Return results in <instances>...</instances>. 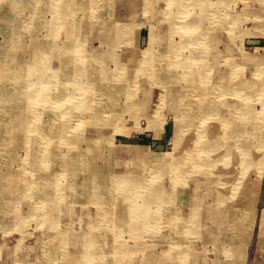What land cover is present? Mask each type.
I'll use <instances>...</instances> for the list:
<instances>
[{"label": "rangeland", "instance_id": "rangeland-1", "mask_svg": "<svg viewBox=\"0 0 264 264\" xmlns=\"http://www.w3.org/2000/svg\"><path fill=\"white\" fill-rule=\"evenodd\" d=\"M147 1L0 0V87L6 84L13 92L1 105L8 112L0 115V123H6V132L0 129V264H264V101L259 95L248 98L237 118L252 131L245 136L251 151L242 154L261 158L258 168L243 174L248 196L230 195L227 182V197L220 198L217 175L230 169L221 161L193 165L194 158L211 154L216 131L221 137L227 132L221 131L222 118L235 106L242 108L240 98L219 87L233 84L252 92L251 83L259 82L264 0ZM190 15L200 30L195 44L187 43L184 31ZM34 62L62 78L59 106L54 87L48 91L57 99L53 102L29 106L28 97L19 96L29 89L39 92L40 71L29 70ZM158 73L163 77L157 79ZM81 74L85 79L79 82ZM108 84L107 95H101ZM79 86L85 88L81 96ZM208 88L223 103H216L218 115L204 117L193 95ZM182 92L189 96L185 102ZM34 122L52 136L33 135ZM47 153L60 154L63 161L50 162ZM51 170L61 173L48 182L45 174ZM232 170L241 172L239 166ZM123 178L141 180L136 189L149 198L146 227L132 213L143 200L123 196Z\"/></svg>", "mask_w": 264, "mask_h": 264}, {"label": "bare ground", "instance_id": "bare-ground-1", "mask_svg": "<svg viewBox=\"0 0 264 264\" xmlns=\"http://www.w3.org/2000/svg\"><path fill=\"white\" fill-rule=\"evenodd\" d=\"M29 1V0H28ZM102 1V0H101ZM165 1V0H164ZM84 2V1H83ZM89 2V1H88ZM107 2V1H106ZM147 2H151V0H149V1H147ZM167 2H168V0H167ZM169 2H170V0H169ZM185 2V1H184ZM191 2V1H190ZM206 2V1H205ZM99 3V2H98ZM103 3H104V1H103ZM183 3V2H182ZM93 4V3H92ZM106 4V3H105ZM170 4V3H169ZM33 5H34V3H33ZM82 5H84V4H82ZM86 5V4H85ZM145 5V4H144ZM149 5V4H148ZM166 5H168V4H166ZM176 5V4H175ZM173 6V5H172ZM190 6V5H189ZM195 6V5H194ZM205 6H206V4H205ZM208 6V5H207ZM82 7V6H81ZM177 7V6H176ZM182 7V6H181ZM181 7H180V9H181ZM185 7V6H184ZM191 7V6H190ZM209 7V6H208ZM208 7H206V8H208ZM175 8V7H174ZM169 9H171V8H169ZM43 9H41V11H42ZM182 10H184V9H182ZM190 10V9H189ZM40 11V12H41ZM97 11V10H96ZM166 11V10H165ZM165 11H163L164 13H165ZM169 11V10H168ZM181 11V10H180ZM39 12V11H38ZM150 12V11H149ZM151 12H152V10H151ZM162 12V13H163ZM153 13V12H152ZM151 13V14H152ZM169 13V12H168ZM180 13H184V12H180ZM88 14V13H87ZM163 15H167V13L166 14H163ZM172 15V14H171ZM184 15H185V13H184ZM193 15V14H192ZM196 15V14H195ZM195 15H194V17H195ZM199 15V14H198ZM103 16V15H102ZM169 17H170V15H168ZM176 16H177V14H176ZM191 16V15H190ZM197 16V15H196ZM210 16V15H209ZM147 17V16H146ZM191 17H193V16H191ZM193 17V19L192 18H188V20H187V22H189L190 24H185L184 26H185V32L187 31V33L186 34H188V39H189V41L190 42H187L188 44L189 43H193V44H195L194 42L196 41V40H198L199 38H200V36H199V34H196V33H199L200 32V30H198V28H197V26H196V24H195V20H196V18H194ZM216 17V16H215ZM218 17V16H217ZM15 18V17H14ZM178 18H179V16H178ZM181 18H182V16H181ZM201 18H203V17H200V19ZM16 19V18H15ZM109 19V18H108ZM115 19V18H114ZM175 19V18H174ZM209 19H211V18H209ZM5 20V19H4ZM82 20V19H81ZM84 20V19H83ZM98 20V19H97ZM150 20V19H149ZM173 20V19H172ZM219 21V20H218ZM68 22V21H67ZM97 22V21H96ZM173 22V21H172ZM182 22V21H181ZM99 23V22H98ZM98 23H96V25L98 24ZM117 23H118V21H117ZM209 23H211V22H209ZM66 24V23H65ZM104 25V24H103ZM118 25V24H117ZM199 25V24H198ZM209 25V24H208ZM83 26V25H82ZM92 27V26H91ZM100 27V26H99ZM152 27V26H151ZM158 27V26H157ZM183 28V27H182ZM83 29H84V27H83ZM110 30V29H109ZM108 30V31H109ZM158 30V29H157ZM208 30V29H207ZM199 31V32H198ZM206 31V30H205ZM101 32V31H100ZM152 32H153V30H152ZM15 33V32H14ZM82 33H83V31H82ZM150 33V32H149ZM167 33V32H166ZM165 33V34H166ZM181 33H183V32H181ZM206 33H207V31H206ZM218 33H219V31H218ZM83 34H85V33H83ZM160 34V33H159ZM169 34V33H168ZM202 34H204V33H202ZM215 34V33H214ZM210 35V34H209ZM87 36V35H86ZM161 36V35H160ZM81 37V36H80ZM99 37V36H98ZM162 37V36H161ZM207 37V36H206ZM214 37V36H213ZM21 38V37H20ZM150 38H151V36H150ZM164 38V37H163ZM168 38V37H167ZM166 38V39H167ZM202 38V37H201ZM37 39H38V37H37ZM83 39H84V37H83ZM213 39V38H212ZM87 40V39H86ZM157 40V39H156ZM164 40V39H163ZM200 40V39H199ZM81 41V40H80ZM120 41V40H119ZM154 41V40H153ZM18 42V41H17ZM152 42V41H151ZM168 42V41H167ZM67 43V42H66ZM68 43H70V42H68ZM154 43V42H153ZM156 43V42H155ZM165 43V42H164ZM208 43V42H207ZM82 44V43H81ZM121 44V43H120ZM129 44V43H128ZM168 44V43H167ZM192 44V45H193ZM6 45V44H5ZM20 45V44H19ZM149 45H150V43H149ZM170 45V44H169ZM42 46V45H41ZM69 46V45H68ZM186 46V45H185ZM185 46H183V47H185ZM189 46V45H188ZM163 47V46H162ZM169 47V46H168ZM84 48V47H83ZM163 48H165V47H163ZM167 48V47H166ZM173 48V47H172ZM186 48V47H185ZM193 48H194V46H193ZM145 49H147V48H145ZM149 49V48H148ZM151 49V48H150ZM162 49V48H161ZM187 49V48H186ZM94 50V49H93ZM153 50V49H152ZM151 50V51H152ZM173 50V49H172ZM189 50V49H188ZM40 51V50H39ZM143 51H145V50H143ZM22 52V51H21ZM74 52V51H73ZM91 52V51H90ZM95 53V52H94ZM145 53V52H144ZM193 53V52H192ZM25 54V53H24ZM88 54V53H87ZM86 54V55H87ZM90 54V53H89ZM88 54V55H89ZM156 54H160L159 52L158 53H156ZM195 54H197V53H195ZM211 54V53H210ZM53 55V54H52ZM94 55V54H93ZM146 55V54H145ZM199 55V54H198ZM201 55V54H200ZM204 55V54H203ZM202 55V56H203ZM66 56V55H65ZM84 56V55H83ZM175 56V55H174ZM193 56H195V55H193ZM249 56V55H248ZM34 57H35V55H34ZM88 57V56H87ZM151 57H153L152 55H151ZM173 57V56H172ZM183 57V56H182ZM208 57V56H207ZM11 58V57H10ZM146 58V57H145ZM169 58V57H168ZM181 58V56L180 57H178V59H180ZM188 58V57H187ZM194 58V57H193ZM197 58V57H196ZM201 58V57H200ZM209 58V57H208ZM148 59V58H147ZM170 59V58H169ZM183 59V58H182ZM203 59H205V58H203ZM217 59V58H216ZM259 59V58H258ZM3 60V59H2ZM36 60H38V59H36ZM35 59H34V61H36ZM90 60V59H89ZM151 60V59H150ZM171 60H173V59H171ZM200 60V59H199ZM212 60V59H211ZM81 61V60H80ZM95 61V60H94ZM146 61V60H145ZM184 61V60H183ZM193 61V60H192ZM195 61V60H194ZM194 61H193V63H194ZM202 61V60H201ZM2 62V61H1ZM85 62V61H84ZM89 62V61H88ZM95 62H97V61H95ZM94 62V63H95ZM178 62V61H177ZM221 62V61H220ZM262 62H264V59H263V61ZM24 63V62H23ZM26 63V62H25ZM165 63V62H164ZM186 63V62H185ZM188 63V62H187ZM187 63L185 64V65H187ZM202 63V62H201ZM205 63V62H204ZM17 64V63H16ZM34 65V67L32 66L29 70L30 71H40L39 73H38V75H37V77L36 78H38V80H37V84L39 85V87H40V89H39V92H36V91H32L31 89H29V91H19L18 92V94H19V96H21V95H23V96H27L28 98H27V100H29V106L31 105V104H35V103H39V102H41V101H43V100H45V101H48L49 100V102L50 101H55V100H57L56 102H55V106H59L58 105V103L60 102V101H62V99H63V97H64V91H61V92H59V95L56 93V92H58V88L60 89V87L63 85L64 86V84H62L60 87H58V80L60 79V80H62V78H60V75H57V74H55L54 72H49V69L46 67V66H44L43 65V67H40V68H38L37 66H35V62L33 63ZM64 64V63H63ZM66 64V63H65ZM92 64V63H91ZM197 64V63H196ZM253 64H255V63H253ZM25 65V64H24ZM23 65V66H24ZM39 65V64H38ZM166 65V64H165ZM261 65H263V64H261ZM94 66H95V64H94ZM210 66V65H209ZM208 66V67H209ZM222 66V65H221ZM220 66V67H221ZM264 66V65H263ZM21 67V66H20ZM70 67V66H69ZM92 67V66H91ZM146 67H148V66H146ZM218 67V66H217ZM216 67V68H217ZM251 67V66H250ZM259 69L258 70H256L257 71V73H258V76H259V82L258 83H251L252 85H254L253 86V89H252V92L251 91H249V92H244L245 91V89L241 86V87H234L233 86V84H232V86H229V85H221L219 88L221 89V92L223 91L222 89L223 88H228L227 89V92H226V95H230V94H232V95H234L236 98H240V100H242V108H238V107H236L235 106V108L233 109V111L231 110L230 112H228L227 113V117H225V118H222L223 119V125H222V128H221V131H223V130H225L226 129V131L227 132H223V134H225V135H223V137H221V134L220 133H218L217 131H216V135L215 136H217L218 135V139H214L213 141H212V143L211 144H213L215 141H216V143L215 144H213V145H211V144H209V146L211 145L212 147H209L210 148V152H211V154L209 155V156H207L205 159H201V158H196V160H195V158L193 159V165L195 164V165H197L198 166V161H200L201 163H202V165L204 166V167H207V166H210L208 163H209V161H213V162H219V161H221V164L222 165H224V166H226L225 168L226 169H228L229 167H230V169H228V171H227V173H226V175L225 174H218L217 175V178H218V182H220V198L221 199H225L226 197H227V195L225 194V191H223L224 189H226V183L228 182V183H230L231 185H230V187H231V191L229 192V194L230 195H235V196H242L244 199H245V197L246 196H248V195H246L247 194V192L245 191V189H244V187L242 186V184L244 183L243 181H244V173L246 174L248 171H250V170H252L253 168H254V166H256V168H258L259 166H258V163H259V161L261 160V158H259V157H257V158H255L254 157V155H250V154H242V151L243 152H249V151H251V148L249 147V144H251V142H250V140H246V135H248L250 132H252L251 130H250V132H249V129H247L245 126H240L239 124H238V121H237V118H238V112H239V110H241V111H243L242 109H244V108H246L247 106H249V103H248V98H251L253 95H254V97H256L254 100H257L258 99V97L256 96V95H259L260 96V98L258 99V100H260L261 102H263L264 101V97H262V96H264V70H261L260 69V64H259ZM62 68V67H61ZM89 68V67H88ZM171 68H173V67H171ZM186 68V67H185ZM197 68V67H196ZM207 68V67H206ZM213 68V67H212ZM253 68V67H252ZM21 69V68H20ZM89 69H91V68H89ZM203 69V68H202ZM215 68H213V70H214ZM22 70V69H21ZM70 70H71V67H70ZM186 70V69H185ZM187 70H189V69H187ZM209 70V69H208ZM0 71H1V69H0ZM99 71V70H98ZM139 71V70H138ZM205 71V70H204ZM203 71V72H204ZM215 71H216V69H215ZM62 72H63V70H62ZM65 72H66V70H65ZM157 72V71H156ZM202 72V73H203ZM26 73V72H25ZM72 73V72H71ZM194 73V72H193ZM253 73V72H252ZM159 74V75H158ZM156 76H157V79H160V78H162L163 77V75L162 74H160V73H158ZM195 74V73H194ZM204 74V73H203ZM6 75V74H5ZM71 75V74H70ZM186 75H188V74H186ZM212 75V74H211ZM256 75V74H255ZM72 76V75H71ZM171 76V75H170ZM189 76H191L192 77V74H189ZM209 76V75H208ZM225 76V75H224ZM23 77H24V75H23ZM32 77V76H31ZM97 77V76H96ZM200 77V76H199ZM213 77V76H212ZM12 78V77H11ZM34 78V77H33ZM70 78V77H69ZM193 78V77H192ZM220 78V77H219ZM2 79V77L0 76V80ZM83 79H85V76H83L82 74L80 75V77H79V82L81 81V80H83ZM87 79V78H86ZM195 79V78H194ZM34 80V79H33ZM164 80V79H163ZM214 80V79H213ZM87 81V80H86ZM225 81V80H224ZM23 82V81H22ZM63 82V81H62ZM218 82V81H217ZM248 82V81H247ZM8 83V82H7ZM24 83V82H23ZM21 84V85H24V84ZM90 83V82H89ZM193 83V82H192ZM9 84V83H8ZM169 84V83H168ZM218 84V83H217ZM216 84V85H217ZM6 84H4V86H1L0 87V115L4 112H8V110H4V109H2L3 107H1V105L5 102V101H9V99H8V97L9 96H11L12 94H13V92L11 93L10 91H8L7 89V87L5 86ZM15 85V84H14ZM17 85V84H16ZM29 85V84H28ZM195 85V84H194ZM251 85V86H252ZM103 85H100L99 87H102ZM134 86V85H133ZM246 86V85H245ZM15 87V86H14ZM52 87H54L53 88V90L51 89V92H54L56 95H57V99L54 97V98H52V96H53V94L51 93V96L49 95V93H48V91H49V88H52ZM80 87V86H79ZM93 87H97L98 88V84H95V82H94V84H93ZM92 87V88H93ZM108 87H109V84L108 85H106V87H105V90L104 91H101V95H107L106 93H108V91H109V89H108ZM172 87V86H171ZM174 87V86H173ZM192 87V86H191ZM209 87H211V85L209 86ZM23 88V87H22ZM81 88V87H80ZM79 88V95L81 96L82 95V93H83V90L85 89V88H81L80 89ZM179 88V87H178ZM21 89V88H20ZM61 89H63L62 87H61ZM107 89V90H106ZM168 89H169V87H168ZM12 90V89H11ZM186 90H189L190 91V88H187ZM185 90V91H186ZM202 90V89H201ZM46 91V92H45ZM168 91V90H167ZM214 91V90H213ZM247 91V90H246ZM129 92V91H128ZM131 92V91H130ZM183 93V92H182ZM179 94V97H181V102H185V100L184 99H187V97H189V96H187V94H185V93H183V94ZM95 95H98V92H96V93H94ZM171 94V93H170ZM176 95V94H175ZM215 95H217V93L215 94V92H212V89H203L202 91H199L198 90V92L196 91L195 93H194V97H195V100H197L196 102V108H198V110L199 111H201V112H204V113H206V115H204V117H206V116H208L209 117V115L211 116V114L213 115V113H215L216 115H218L217 113H218V109L219 108H217L218 106H217V104L216 103H219V104H221V103H223V101H218L219 99L215 96ZM215 97V98H214ZM234 97V98H235ZM170 98V97H169ZM216 98L218 99V100H216ZM83 99V98H82ZM134 100V99H133ZM173 100V99H172ZM179 100V99H178ZM227 100V99H226ZM66 101V100H65ZM175 101V100H174ZM188 101V100H187ZM170 102V101H169ZM226 102V101H225ZM21 103L23 104L24 103V100L23 101H21ZM75 103V102H74ZM148 103V102H147ZM227 103V102H226ZM241 103V102H240ZM24 104H26V102L24 103ZM76 104V103H75ZM239 105V104H238ZM71 106L73 107V105L71 104ZM79 107V106H78ZM175 107H176V105H175ZM32 110L34 109V107H30ZM75 108H76V106H75ZM83 108V107H82ZM177 108V107H176ZM188 108V107H187ZM42 109H45V108H42ZM92 109V108H91ZM184 109H185V107H184ZM193 109V108H192ZM87 110V109H86ZM170 110V109H169ZM180 110V109H179ZM230 110V109H229ZM83 111V110H82ZM90 111V110H89ZM191 110H189V112H190ZM251 111V110H250ZM41 112H42V110H41ZM79 112V111H78ZM179 112V111H178ZM196 112V111H195ZM252 112V111H251ZM33 113H34V110H33ZM44 113V112H43ZM197 113V112H196ZM18 114V113H17ZM38 114V113H37ZM36 114V116L38 117V115ZM8 115V114H7ZM244 115V114H243ZM20 116V115H19ZM17 117H18V115H17ZM37 117H35L36 119H37ZM246 117V116H245ZM33 118H34V115H33ZM34 118V119H35ZM213 118V117H212ZM215 118V117H214ZM218 118H220L219 116H218ZM35 119V120H36ZM62 119V118H61ZM55 120H58V117L55 119ZM208 121V120H207ZM251 121V120H250ZM249 121V122H250ZM1 122V121H0ZM17 122V121H16ZM15 122V123H16ZM32 122V121H31ZM200 122H201V120H200ZM248 122V123H249ZM20 123V122H19ZM222 123V122H221ZM115 124V123H114ZM251 124V123H250ZM39 125V124H38ZM64 125V124H63ZM63 125H60L61 127H64ZM199 125V124H198ZM217 126V125H216ZM219 126V125H218ZM1 127H2V130H1V132L2 133H4V132H6L5 130H6V123H4V121H3V123H0V129H1ZM114 127V126H113ZM188 127V126H187ZM198 127V126H197ZM248 127V126H247ZM250 127V126H249ZM85 128V127H84ZM177 128V127H176ZM189 128V127H188ZM224 128V129H223ZM30 131L33 133V135H35V133H38L39 135L40 134H42V136L46 133V134H48V133H50V135L52 136V132H51V130H49V132H48V129H47V127H45V126H40V127H37V125L35 124V122H34V124H33V126H32V123L30 124ZM59 129H60V127H59ZM115 129V128H114ZM190 129V128H189ZM43 130V131H42ZM60 132H62L61 130H59ZM176 131V130H175ZM59 132V133H60ZM183 132V131H182ZM206 132V131H205ZM12 133V132H11ZM44 133V134H43ZM203 134H204V132H202ZM13 134V133H12ZM45 134V135H46ZM211 134V133H210ZM7 135V134H6ZM10 135V134H9ZM8 135V136H9ZM63 135H64V133H63ZM198 135V134H197ZM32 136V135H31ZM204 136V135H203ZM243 136H244V138H243ZM10 137V136H9ZM36 137V136H35ZM101 137V136H100ZM197 137V136H196ZM199 137V136H198ZM197 137V139H200V138H198ZM206 137V136H205ZM251 137V136H250ZM34 138V137H33ZM51 138V137H50ZM207 138V137H206ZM205 138V139H206ZM208 138H209V135H208ZM249 138V137H248ZM32 140V139H31ZM204 140V139H203ZM201 141V140H200ZM197 142V141H196ZM202 142H204V141H202ZM30 143V142H29ZM100 143V142H99ZM27 144H28V142H27ZM40 144H41V142H40ZM175 145V144H174ZM28 149H29V147H28ZM35 151V150H34ZM239 151H241L240 153H239ZM41 152V151H40ZM50 152V151H49ZM48 152V153H49ZM47 153V154H48ZM201 153V152H200ZM204 153H205V151H204ZM207 153V152H206ZM28 154H30L31 155V153H29L28 152ZM34 154V153H33ZM46 154V155H47ZM240 154V155H239ZM242 154V155H241ZM9 155V154H8ZM43 155H45V154H43ZM49 155V160H50V162H59V160H61V161H63V157H61V156H59V155H57L56 157L54 156L53 157V155H51V154H48ZM13 156V155H12ZM38 156V155H37ZM39 157V156H38ZM173 158V157H172ZM34 159V158H33ZM89 159V158H88ZM73 161H74V159H72ZM79 160H80V158H79ZM16 161V160H15ZM29 162H30V160H29ZM93 162V161H92ZM180 162V161H179ZM63 163V162H62ZM94 163V162H93ZM182 163V162H181ZM213 164H215V163H213ZM36 165V164H35ZM38 165V164H37ZM40 165V164H39ZM108 165V164H107ZM29 166V165H28ZM61 166H62V164H61ZM88 166H90V165H88ZM234 166H239V168L241 169V172L239 173H237V174H234L233 173V168H234ZM23 167V166H22ZM177 169H176V171H177V173H178V169L180 168V166H175ZM28 168V167H27ZM31 168V167H30ZM51 168H53V167H51ZM93 168V169H92ZM222 168V167H221ZM224 168V167H223ZM224 168V169H225ZM24 169V168H23ZM26 169V168H25ZM35 169V168H34ZM58 169V168H57ZM60 169V168H59ZM64 169V168H63ZM90 169L92 170L91 172H92V174L93 175H95L96 173H97V171H96V168H95V166L94 167H90ZM217 169V168H216ZM30 171V170H29ZM53 171H55V170H51L50 172H53ZM191 171V170H190ZM180 172V171H179ZM189 172V171H188ZM57 174L58 172H53V173H51V175L50 174H45L46 175V177H45V179L48 181L49 179L51 180V178L54 176V174ZM61 172H59L58 173V175L60 174ZM183 173V172H182ZM193 173V172H192ZM22 174V173H21ZM125 174H129V173H125ZM181 174V173H180ZM184 174V173H183ZM189 174V173H188ZM48 175V176H47ZM123 175V174H122ZM192 175V174H191ZM2 177V176H1ZM0 177V178H1ZM18 177V176H17ZM98 177V176H97ZM202 177V176H201ZM16 178V177H15ZM203 178V177H202ZM35 179V178H34ZM205 179H207V178H205ZM1 180V179H0ZM41 180V179H40ZM100 180H101V178H100ZM2 181V180H1ZM36 181H38V180H36ZM114 181V180H113ZM121 181V185H120V187H119V190H121L120 192L121 193H123V194H125V195H123L124 197H128V195L130 196V197H133V196H135V197H137V198H141L142 200H143V204L142 205H140L139 207H135L134 208V211H132V213L135 215V216H137V217H139V218H141V219H144V220H142L145 224H143V226L144 227H146L147 226V224H149V222L151 221V220H147V217H148V213H147V210H148V208H147V206H148V204H147V201H148V195L146 196V194H143V193H141V191H138L139 190V183L140 182H138V181H141V180H131V179H127V178H123V179H121L120 180ZM8 182H9V180H8ZM49 182V181H48ZM10 183V182H9ZM35 183V182H34ZM52 183V182H51ZM94 183H95V181H94ZM114 183V182H113ZM181 183V182H180ZM16 184V183H15ZM93 184V183H92ZM206 184V183H205ZM59 185V184H58ZM112 185V184H111ZM180 185V184H179ZM47 186V185H46ZM51 186H52V184H51ZM95 186V185H94ZM143 186V185H142ZM202 186V185H201ZM53 187V186H52ZM51 187V188H52ZM104 187H106L105 186V184H104ZM110 187V186H109ZM20 188V187H19ZM35 188V187H34ZM50 188V189H51ZM87 188V187H86ZM102 188V187H101ZM107 188V187H106ZM136 188H138V190L136 189ZM202 188V187H201ZM114 189V188H113ZM47 190V189H46ZM199 190V189H198ZM77 191H78V189H77ZM180 191V190H179ZM211 191V190H210ZM46 192V191H45ZM51 192V191H50ZM144 192V191H143ZM174 192H176V191H174ZM174 192H172V193H174ZM106 193V192H105ZM104 193V194H105ZM216 193V192H215ZM53 194V193H52ZM108 194V193H107ZM149 194V193H148ZM171 195H173V194H171ZM90 196V195H89ZM200 196V195H199ZM216 196V195H215ZM43 196H41V197H39V198H42ZM50 197V196H49ZM83 197V196H82ZM85 197V196H84ZM164 197V196H163ZM173 197V196H172ZM181 197H183V196H181ZM52 198V197H51ZM129 198V197H128ZM199 198V197H198ZM200 198H203V197H200ZM43 199V198H42ZM85 199H86V197H85ZM90 199V198H89ZM14 200V199H13ZM28 200V199H27ZM49 200V199H48ZM163 200V199H162ZM179 200V199H178ZM178 200H177V202H178ZM214 200H215V198H214ZM51 201V200H50ZM23 202V201H22ZM49 202V201H48ZM149 203V202H148ZM180 203V202H179ZM12 204V203H11ZM84 204V203H83ZM86 204V203H85ZM108 204V203H107ZM162 204V203H161ZM27 205V204H26ZM30 205V204H29ZM36 205V204H35ZM79 205V204H78ZM87 205V204H86ZM185 205V204H184ZM83 206V205H82ZM164 206V205H163ZM193 206V205H192ZM37 207V206H36ZM39 207V206H38ZM45 207V206H44ZM77 207V206H76ZM154 207V206H153ZM188 207V206H187ZM218 208V207H217ZM220 208V207H219ZM225 208V207H224ZM36 209V208H35ZM62 209V208H61ZM204 209V208H203ZM223 209V208H222ZM247 209V208H246ZM171 210V209H170ZM175 210V209H174ZM30 211V210H29ZM65 211V210H64ZM104 211V210H103ZM117 211V210H116ZM212 211V210H211ZM222 211V210H221ZM223 211H225V210H223ZM227 211V210H226ZM234 211V210H233ZM241 211V210H240ZM243 211V210H242ZM241 211V212H242ZM36 212V211H35ZM46 212V211H45ZM81 212V211H80ZM159 212V211H158ZM209 212V211H208ZM37 213V212H36ZM231 213V212H230ZM234 213V212H233ZM245 213V212H244ZM84 214V213H83ZM173 214V213H172ZM205 214V213H204ZM224 214V213H223ZM244 215V214H243ZM62 216V215H61ZM89 216V215H88ZM158 216V215H157ZM67 217V216H66ZM102 217V216H101ZM208 217V216H207ZM212 217V216H211ZM210 217V218H211ZM220 217V216H219ZM233 217V219H236L238 216H232ZM206 218V217H205ZM37 219V218H36ZM252 219V218H251ZM102 220V219H101ZM206 220V219H205ZM208 220V219H207ZM80 221V220H79ZM114 221H115V219H114ZM211 221V220H210ZM227 221V220H226ZM62 222H63V220H62ZM66 222V221H65ZM209 222V221H208ZM233 222V221H232ZM207 223V222H206ZM205 223V224H206ZM244 223V222H243ZM64 224V223H63ZM119 224V223H118ZM151 224V223H150ZM80 225V224H79ZM226 226V225H225ZM214 227V226H213ZM249 227V226H248ZM100 228V227H99ZM204 228H205V226H204ZM207 228V227H206ZM68 229V228H67ZM97 229V228H96ZM215 229V228H214ZM147 230V229H146ZM224 230V229H223ZM64 231V230H63ZM134 231H135V229H134ZM72 232V231H71ZM195 232V231H194ZM219 233H220V231H219ZM73 234V233H72ZM83 234V233H82ZM217 234V233H216ZM221 234H223V233H221ZM237 234V233H236ZM95 235V234H94ZM171 235V234H170ZM173 235V234H172ZM171 235V236H172ZM203 235V234H202ZM201 235V236H202ZM85 236V235H84ZM174 236V235H173ZM213 236V235H212ZM211 236V237H212ZM220 236V235H219ZM223 236V235H222ZM82 237V236H81ZM87 237V236H86ZM96 237H97V235H96ZM100 237V236H99ZM207 237V236H206ZM210 237V238H211ZM217 237V236H216ZM38 238H39V236H38ZM218 238V237H217ZM90 239L91 240H95V236H91L90 235ZM109 239V238H108ZM230 239H232V238H229V240ZM210 240V239H209ZM242 240H245V239H242ZM248 240V239H247ZM68 241V240H67ZM89 241V240H88ZM109 241V240H108ZM214 241H215V239H214ZM217 241V240H216ZM75 242H77V241H75ZM207 242V241H206ZM233 242V241H232ZM232 242H230V243H232ZM245 242V241H244ZM40 243V242H39ZM79 243V242H78ZM87 243V242H86ZM88 243H90V242H88ZM94 243V242H93ZM108 243V242H107ZM203 243H204V241H203ZM219 243V242H218ZM220 243H221V241H220ZM68 244V243H67ZM85 244V243H84ZM71 245V244H70ZM107 245H109V244H107ZM223 245H224V243H223ZM243 245V244H242ZM222 246V245H221ZM84 247V246H83ZM100 247V246H99ZM105 247V246H104ZM88 248V247H87ZM222 248V247H221ZM244 248V247H243ZM84 249V248H83ZM102 249V248H101ZM193 249V248H192ZM195 249V248H194ZM104 250V249H103ZM90 251H91V249H90ZM89 251V252H90ZM194 252V251H193ZM90 254V253H89ZM144 254V253H143ZM242 254V253H241ZM85 255V254H84ZM149 255V254H148ZM190 255H191V253H190ZM239 255V254H238ZM103 256V255H102ZM23 257V256H22ZM182 257H183V255H182ZM236 257H238L237 255H236ZM86 258V257H85ZM88 258V257H87ZM112 259V258H111ZM148 259V258H147ZM146 259V260H147ZM167 259V258H166ZM191 259V258H190ZM238 259V258H237ZM241 259V258H240ZM9 260H11V258L9 259ZM14 261V260H13ZM97 261V260H96ZM167 262H169V260L167 261ZM55 263V262H54Z\"/></svg>", "mask_w": 264, "mask_h": 264}]
</instances>
